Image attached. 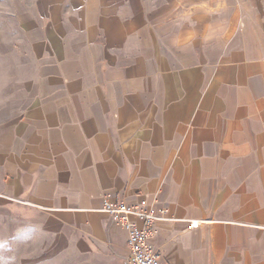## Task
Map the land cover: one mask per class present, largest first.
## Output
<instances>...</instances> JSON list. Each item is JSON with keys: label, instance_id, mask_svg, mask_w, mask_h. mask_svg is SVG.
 Listing matches in <instances>:
<instances>
[{"label": "crops", "instance_id": "0c3cea01", "mask_svg": "<svg viewBox=\"0 0 264 264\" xmlns=\"http://www.w3.org/2000/svg\"><path fill=\"white\" fill-rule=\"evenodd\" d=\"M192 2L0 0V199L77 264H130L105 201L163 216V264H264V0L193 10L228 30L175 47Z\"/></svg>", "mask_w": 264, "mask_h": 264}, {"label": "rangeland", "instance_id": "374dc122", "mask_svg": "<svg viewBox=\"0 0 264 264\" xmlns=\"http://www.w3.org/2000/svg\"><path fill=\"white\" fill-rule=\"evenodd\" d=\"M3 26L0 18V75L4 71L3 62L5 66L12 65V52L3 51L5 39L12 37H4ZM37 216L24 204L0 199V264H77L68 254L60 253L59 238L38 227Z\"/></svg>", "mask_w": 264, "mask_h": 264}, {"label": "built area", "instance_id": "2783aa9c", "mask_svg": "<svg viewBox=\"0 0 264 264\" xmlns=\"http://www.w3.org/2000/svg\"><path fill=\"white\" fill-rule=\"evenodd\" d=\"M102 210L127 231L130 264H163L149 242L154 232L153 222L163 216L157 215L150 209L128 205L123 201L115 203L105 201ZM134 218L141 221V226L135 224ZM193 224L194 221L190 223Z\"/></svg>", "mask_w": 264, "mask_h": 264}, {"label": "clouds", "instance_id": "9594fccd", "mask_svg": "<svg viewBox=\"0 0 264 264\" xmlns=\"http://www.w3.org/2000/svg\"><path fill=\"white\" fill-rule=\"evenodd\" d=\"M177 11L170 23L177 29V34L172 38L171 43L175 47L188 48L193 42L199 39L203 44L208 45L222 40L228 30V23L222 19H216L205 25L202 31H197V22L192 19L195 14L193 10H201L205 15L221 17L226 10L225 0H193L190 5L178 4ZM187 25V28L184 26ZM183 29V31H179Z\"/></svg>", "mask_w": 264, "mask_h": 264}]
</instances>
